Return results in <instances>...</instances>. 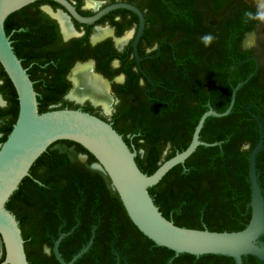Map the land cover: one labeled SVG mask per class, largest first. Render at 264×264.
<instances>
[{"label":"flooded vegetation","instance_id":"1","mask_svg":"<svg viewBox=\"0 0 264 264\" xmlns=\"http://www.w3.org/2000/svg\"><path fill=\"white\" fill-rule=\"evenodd\" d=\"M68 1L80 15L87 17L116 3L136 9L117 7L93 23H82L53 0L33 2L36 6L32 16L46 17L34 21V27L58 32V38L51 44L41 46L38 39L33 42L38 53L47 54L51 50L59 53L56 57L59 64L52 60L57 65L45 68L47 62L37 69L36 76L52 79V85L41 96L55 93L49 98V110L81 109L111 123L137 151L136 157L143 160L144 166L155 159L159 167L187 148L199 121H196L198 113L201 118L209 109L215 110L211 104L214 87L217 104L226 105L233 88L253 73L238 90L235 109L233 106L222 117H208L201 129V141L218 143L199 145L184 163L170 170L202 175L198 166L208 156L203 149L219 147L209 152L222 156L229 179V197L209 204L194 228L243 229L251 217L250 153L258 143L259 123L264 143V58L256 42L264 22L262 0ZM64 21L70 32L67 38ZM205 34L215 37L208 47L200 40ZM86 64L106 84L107 99L90 93L83 94L80 100L70 96L75 88L74 69ZM40 78L36 77L35 82L41 81ZM11 92L0 66V126L12 120L7 113ZM69 141L58 140L50 146L57 156L63 157L58 169L66 176H76L78 184L85 185L80 199L75 187V200L72 199L78 208L74 216L77 221L72 218L63 223L51 221L48 232L28 239L26 247L32 255V264H61L55 254V241L61 232L74 226V231L58 244L62 257L68 262L83 248H89L73 264H235L229 256L176 255L154 243L132 222L109 176L97 167L95 157L79 143ZM54 158L40 164L38 174L53 169ZM256 167L264 195V148L257 154ZM182 189L172 186L168 192L172 196ZM169 214L175 220L174 212ZM177 219L185 220L180 215ZM259 241H264V235ZM243 264H264V261L249 255L243 258Z\"/></svg>","mask_w":264,"mask_h":264},{"label":"water","instance_id":"2","mask_svg":"<svg viewBox=\"0 0 264 264\" xmlns=\"http://www.w3.org/2000/svg\"><path fill=\"white\" fill-rule=\"evenodd\" d=\"M35 1L38 0H0V63L10 77L19 99L17 120L6 140L0 144V257L2 249L4 251V259L0 264H29L22 228L16 214L6 207V203L22 180L30 175V169L35 161L58 140L74 141L93 154L98 162L97 167L109 176L132 222L157 245L172 250L176 255L189 253L195 256L203 254L229 256L234 259L235 264H243V258L249 255L264 261V241H259L264 235V195L256 167L257 154L264 148L261 123L258 143L250 153L251 200L248 207L251 209V217L243 229L217 231L177 225L163 215L148 190L173 167L184 163L199 145L209 146L218 143L201 141L199 139L201 129L208 117H222L231 112L238 90L253 73L233 88L226 110L217 112L209 109L201 116L187 148L165 160L152 174H147L136 162L137 151L105 119L81 109L39 111L34 82L22 60L15 53L5 31L6 18ZM53 1L64 6L82 23H93L101 15L117 7L136 9L126 3H116L94 16L87 17L80 15L68 0ZM142 27L143 20L141 29ZM256 118L259 121V118ZM74 229L75 226L68 232H61L55 241V254L61 264H73L89 248V246L83 248L68 262L62 257L58 244Z\"/></svg>","mask_w":264,"mask_h":264},{"label":"trees","instance_id":"3","mask_svg":"<svg viewBox=\"0 0 264 264\" xmlns=\"http://www.w3.org/2000/svg\"><path fill=\"white\" fill-rule=\"evenodd\" d=\"M35 6V3H31L11 13L5 20V31L12 42L15 53L22 60L23 66L27 68L34 82V88L37 92L39 103V111L45 112L49 110V98L51 99L55 93H46L45 96H41V93L43 94L44 91L46 92L47 87L52 83V79L47 76H36L38 74L37 69L47 62H49V64L45 68L59 64L56 58L59 53L56 50H51L47 54L38 53L34 48L33 42L35 39H38L41 46H46L58 38V32L57 30L37 29L34 27V21L40 22L42 19L46 18L42 14L37 18L32 16V14L35 13ZM246 56L247 54L245 57ZM0 66L3 69L6 83L12 90L10 107L8 110H4H7V113H9L8 115L12 116V120H7L3 126H0V132L3 133V136L0 137V143H3L17 120L19 99L10 77L1 63ZM247 74L245 77L248 76ZM36 77H42L40 78L41 81L35 82ZM43 84H46V86ZM216 88L217 87H214L213 89L211 104L216 111L222 112L226 110L229 103L223 106L217 104ZM220 96H222V93H220ZM200 114L201 113H198L196 121L199 120ZM124 139L129 144L125 137ZM213 140H217V138ZM69 142L76 143L71 140ZM129 145L131 146V144ZM80 146L83 147L82 145ZM218 148L219 147L216 148L214 146L213 148L205 147L203 149L208 156L204 164L198 166L199 172H201L202 175H188L181 174L177 171H169L156 185L148 188L149 193L153 196L155 203L159 206L163 215L171 219L169 213L174 212L175 220L173 221L177 225L194 228L196 224L201 222L200 216L207 210L209 204L211 205L218 201H226L229 197V179L225 173L222 156L217 153L212 155L209 152L210 150ZM91 155L93 156V154ZM55 156L57 155L54 150L51 149V146H49L32 165L30 175L22 180L18 189L6 203V207L16 214L22 228L29 264H32L30 261L32 255L26 247L28 239H32V236L37 233L48 232V224L51 221L63 223L65 219L69 221V219L72 218L73 222H76L77 219L74 216L78 208L76 207V201H74V204L72 203V199L75 200V187L77 189L76 191L79 192V199L85 190V185L78 184L79 178L77 179L76 176L70 175L66 176L58 169L57 166L62 164L64 160L62 156ZM53 158L56 159L52 162V165H54L52 167L53 169L43 174H38V167L40 164L46 161V159ZM135 159L140 169L147 174H152L158 167V165H155V159L150 161L148 166H144L141 158L136 157ZM94 160L96 159L94 158ZM205 173L207 174L204 175ZM172 186L183 187V189L178 193H173L171 196L168 189L170 188L171 190ZM195 187H199L200 190L198 189L197 192H195L196 190L193 189ZM189 196H192V200H188ZM179 215L185 219L184 222L177 219ZM79 217H81V214ZM3 259L4 256L0 261Z\"/></svg>","mask_w":264,"mask_h":264},{"label":"bare ground","instance_id":"4","mask_svg":"<svg viewBox=\"0 0 264 264\" xmlns=\"http://www.w3.org/2000/svg\"><path fill=\"white\" fill-rule=\"evenodd\" d=\"M62 25L66 31V35H68L70 32L67 30L66 22L65 21L62 22ZM73 74L74 75L72 78L74 80L75 88L70 94L71 97L77 98L78 100H80L84 98L83 94L87 96V94L90 93V94L99 96L103 99L106 98L105 96L107 93L106 84L100 78L92 74L88 64L84 66L76 67L74 69ZM0 253H1V247H0Z\"/></svg>","mask_w":264,"mask_h":264},{"label":"rangeland","instance_id":"5","mask_svg":"<svg viewBox=\"0 0 264 264\" xmlns=\"http://www.w3.org/2000/svg\"><path fill=\"white\" fill-rule=\"evenodd\" d=\"M262 2L264 3V1ZM248 40H249V36L246 37L245 41L247 42ZM256 42L258 45V49L260 52H262V56L264 58V22L262 28L260 29V33L256 36ZM2 256H3V249H2Z\"/></svg>","mask_w":264,"mask_h":264},{"label":"clouds","instance_id":"6","mask_svg":"<svg viewBox=\"0 0 264 264\" xmlns=\"http://www.w3.org/2000/svg\"><path fill=\"white\" fill-rule=\"evenodd\" d=\"M262 7H264V4H262ZM215 37L211 34H205L200 37L201 43L205 46L208 47L212 44L213 40Z\"/></svg>","mask_w":264,"mask_h":264}]
</instances>
